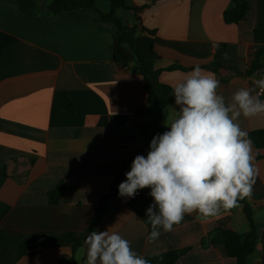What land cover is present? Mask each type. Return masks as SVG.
Wrapping results in <instances>:
<instances>
[{
    "label": "crops",
    "instance_id": "crops-1",
    "mask_svg": "<svg viewBox=\"0 0 264 264\" xmlns=\"http://www.w3.org/2000/svg\"><path fill=\"white\" fill-rule=\"evenodd\" d=\"M126 4L132 9L118 10L120 18L156 30L138 32L136 38L158 55L157 68H191L163 72V83L172 86L196 65L219 66V72L202 69L215 74L218 93L230 102L238 89L264 78L262 71L236 72L264 58V0H250L248 17L238 24L223 19L233 0ZM95 5L104 13L111 9L110 0ZM97 9L34 17L17 0H0V264H59L73 257L84 264L86 246L81 244L100 197L110 191L119 165L142 155L149 144L144 78L117 41L120 31L102 25ZM62 92L74 105L70 115L62 112ZM175 109V100L164 109L163 127ZM239 123L249 134L264 129V116H241ZM252 150L259 174L248 201L258 243L247 263L264 264V149ZM60 182L68 189L51 205L49 192ZM150 191L138 190L134 197L117 191L96 231L119 233L144 258L191 247L177 264H237L224 246L204 248L201 241L219 226L247 231L242 207L206 221L196 213L185 215L172 231L161 230L149 243ZM20 247L40 248L36 255L18 258Z\"/></svg>",
    "mask_w": 264,
    "mask_h": 264
},
{
    "label": "clouds",
    "instance_id": "clouds-1",
    "mask_svg": "<svg viewBox=\"0 0 264 264\" xmlns=\"http://www.w3.org/2000/svg\"><path fill=\"white\" fill-rule=\"evenodd\" d=\"M228 58L225 52L224 57ZM176 115L169 130L153 136L147 156L137 155L121 197L150 188L153 203L146 209L151 224L148 242L161 230L170 232L185 215L206 221L251 198L259 174L252 141L240 117L264 116V78L252 88H240L230 102L218 93L220 81L199 65L173 85ZM84 264H150L117 232L92 231L84 239Z\"/></svg>",
    "mask_w": 264,
    "mask_h": 264
},
{
    "label": "trees",
    "instance_id": "trees-1",
    "mask_svg": "<svg viewBox=\"0 0 264 264\" xmlns=\"http://www.w3.org/2000/svg\"><path fill=\"white\" fill-rule=\"evenodd\" d=\"M17 1L30 16L34 17L46 14L59 15L83 8L97 9L95 5L96 0H45L49 3H44L41 0ZM249 1L250 0H233L234 6L225 10L223 13L224 22L226 24H238L247 19L250 9ZM110 3L111 9L108 13H103L97 9L100 23L104 26L118 29L120 31L117 41L131 53L133 61L136 64V70L144 78V85L147 93L145 112L149 118V125L145 129L150 131L149 144L143 149L142 153V155L145 156L149 151V145L153 136L156 134H162L163 132L169 130L161 125L163 111L166 107L172 105L175 100L172 86L161 81V74L167 71L189 70L191 68H186L179 64H173L166 68H157L156 61L158 59V55L153 51L150 52L144 49L136 38V34L138 32H147L153 35L156 33V30L139 27L137 24L130 26L127 22L120 18L117 15L118 10L132 9L126 4V0H110ZM115 59L117 60V58ZM124 63L126 64L127 62ZM202 68L219 72L220 67H213L211 64H207L202 66ZM261 71L264 72V58L253 61L245 71L236 69L238 74L245 76H252L253 74ZM60 103L64 114L70 115L74 113V105L66 92H62ZM248 135L252 141V146L255 149H264V129L253 130L249 132ZM133 159L134 158L119 165L116 178L110 188V191L107 194L102 195L99 199L95 215L87 227L88 234L92 231H96L102 224L103 216L107 212L110 201L118 191V185L126 179L125 173L130 170ZM67 189V185L60 182L53 191L49 192L50 204L57 205ZM237 207H242L244 211L248 223L247 231L242 233L219 226L209 232L202 239L201 245L204 248L222 245L226 248L228 253L236 259L237 264H248L247 259L256 252L258 243L254 211L248 201V198L239 201ZM237 207H234L231 210ZM150 231L151 225L148 230V235ZM55 241L58 240L55 239L54 242ZM83 242L81 245H84ZM39 248L40 247L27 250L24 247H20L18 251V258L25 255H36L39 252ZM190 248L191 247L169 250L153 256H148L145 259H147L150 264H177L180 257L185 255ZM73 250L75 252V246L73 247ZM59 264H78V262L73 257L70 260H61L59 261Z\"/></svg>",
    "mask_w": 264,
    "mask_h": 264
},
{
    "label": "rangeland",
    "instance_id": "rangeland-1",
    "mask_svg": "<svg viewBox=\"0 0 264 264\" xmlns=\"http://www.w3.org/2000/svg\"><path fill=\"white\" fill-rule=\"evenodd\" d=\"M42 2H44V3H49L48 1H45V0H41ZM100 10V9H99ZM104 13V12H103ZM145 145V144H144Z\"/></svg>",
    "mask_w": 264,
    "mask_h": 264
}]
</instances>
